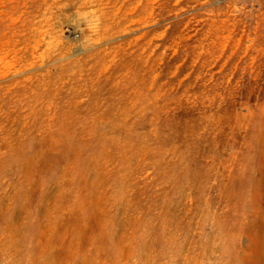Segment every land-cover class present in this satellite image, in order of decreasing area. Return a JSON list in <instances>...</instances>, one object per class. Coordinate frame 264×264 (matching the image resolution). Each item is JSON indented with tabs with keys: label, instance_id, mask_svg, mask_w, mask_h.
<instances>
[{
	"label": "rangeland",
	"instance_id": "1",
	"mask_svg": "<svg viewBox=\"0 0 264 264\" xmlns=\"http://www.w3.org/2000/svg\"><path fill=\"white\" fill-rule=\"evenodd\" d=\"M0 264H264V0H0Z\"/></svg>",
	"mask_w": 264,
	"mask_h": 264
}]
</instances>
